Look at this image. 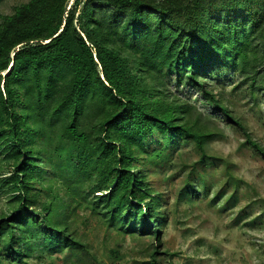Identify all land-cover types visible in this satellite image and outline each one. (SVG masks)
<instances>
[{"label":"trees","instance_id":"obj_1","mask_svg":"<svg viewBox=\"0 0 264 264\" xmlns=\"http://www.w3.org/2000/svg\"><path fill=\"white\" fill-rule=\"evenodd\" d=\"M71 1L30 0L0 24L7 172L0 196L9 198L0 219V264H26L36 248L49 256L85 249L68 234L56 192L35 187L53 176L73 190L92 183L93 206L110 226L155 236L166 215L148 173L192 142L204 159L211 136L184 122L189 107L167 104L160 89L195 91L237 127L207 81L237 74L251 96L264 90V74L256 71L264 60V0ZM196 175L207 192L204 175ZM187 190L202 192L189 182Z\"/></svg>","mask_w":264,"mask_h":264},{"label":"rangeland","instance_id":"obj_2","mask_svg":"<svg viewBox=\"0 0 264 264\" xmlns=\"http://www.w3.org/2000/svg\"><path fill=\"white\" fill-rule=\"evenodd\" d=\"M29 1H0V24L4 16L12 15L15 8ZM72 3L73 0L69 5ZM123 56L131 66H137L134 56L127 52ZM256 69L264 74V60ZM226 75L219 82L207 81L206 90L216 96L238 127L215 114L212 104L195 91L174 90L172 86L166 92L160 89V99L167 100V104L189 107L184 122L195 132L211 136L203 145L204 159H200L201 153L192 142L172 154L166 164L148 173L147 182L155 195L163 199L162 212L166 215L155 236L127 234L120 226H110L103 212L93 206V196L88 194L92 183L85 184L81 191L73 190L53 176L52 182L35 187L56 192L55 205L59 206L68 234L85 249L49 256L36 248L25 263L264 264V158L247 140L249 137L264 152V90L253 97L239 75ZM145 84L152 85L149 79ZM3 160L0 151V175L7 173ZM199 162L201 167L196 166L195 170ZM208 162L210 167L204 170ZM38 166L42 168V164ZM199 171L204 175L207 192L200 187L196 175ZM43 173L46 179L47 171ZM187 182L196 191H202L200 196H190L185 191ZM8 201V197L0 196V219L9 211Z\"/></svg>","mask_w":264,"mask_h":264}]
</instances>
